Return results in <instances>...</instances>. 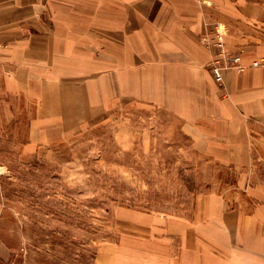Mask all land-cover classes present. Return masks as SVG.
Here are the masks:
<instances>
[{
  "label": "crops",
  "instance_id": "0c3cea01",
  "mask_svg": "<svg viewBox=\"0 0 264 264\" xmlns=\"http://www.w3.org/2000/svg\"><path fill=\"white\" fill-rule=\"evenodd\" d=\"M240 54L217 83L218 41ZM264 0H0V95L39 136L147 102L236 175L193 214L129 210L94 264H264Z\"/></svg>",
  "mask_w": 264,
  "mask_h": 264
},
{
  "label": "rangeland",
  "instance_id": "374dc122",
  "mask_svg": "<svg viewBox=\"0 0 264 264\" xmlns=\"http://www.w3.org/2000/svg\"><path fill=\"white\" fill-rule=\"evenodd\" d=\"M32 113L0 95V264H94L100 245L125 237L129 210L190 216L236 178L147 102L45 137Z\"/></svg>",
  "mask_w": 264,
  "mask_h": 264
},
{
  "label": "built area",
  "instance_id": "2783aa9c",
  "mask_svg": "<svg viewBox=\"0 0 264 264\" xmlns=\"http://www.w3.org/2000/svg\"><path fill=\"white\" fill-rule=\"evenodd\" d=\"M219 50L217 55L210 61L209 68L214 80L223 83V70L225 68L237 67L239 70H244L245 65L241 62L240 54H230L224 47L222 41H218ZM252 66H264V56L253 61Z\"/></svg>",
  "mask_w": 264,
  "mask_h": 264
}]
</instances>
